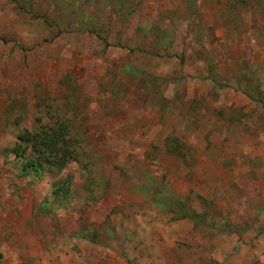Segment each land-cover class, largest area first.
<instances>
[{"label":"rangeland","instance_id":"obj_1","mask_svg":"<svg viewBox=\"0 0 264 264\" xmlns=\"http://www.w3.org/2000/svg\"><path fill=\"white\" fill-rule=\"evenodd\" d=\"M0 264H264V0H0Z\"/></svg>","mask_w":264,"mask_h":264},{"label":"trees","instance_id":"obj_2","mask_svg":"<svg viewBox=\"0 0 264 264\" xmlns=\"http://www.w3.org/2000/svg\"><path fill=\"white\" fill-rule=\"evenodd\" d=\"M18 139L21 143L17 144V148H19V150L15 152V155H19V154L22 155L26 144H29V142H30L29 145L32 147L31 148L32 151H35L41 155H42L41 152H44V151L45 152L48 151L52 155H56V153L58 152V148L60 147L66 153V148L64 147V144L60 145L62 141L61 138H59L58 135L57 136L56 135L52 136L51 134L48 135V133L45 131L43 132V137L41 138V140H38V141L35 140L33 136H31V134L26 133L24 131L21 134H19ZM20 145H23V146L21 147ZM64 152H63V155L60 154L61 156L59 155V158L53 161V164H57L58 166H62L64 164L65 160L68 159V157L66 156H69V155H66ZM44 158L45 157L43 156L42 158L43 163H45ZM27 161H30V162H28V164H25L26 166H22L20 168L21 174L29 173L28 171H30L29 170L30 167L36 169V167L40 166V163H37V162L34 163L33 159H29ZM170 203H175V202L170 200Z\"/></svg>","mask_w":264,"mask_h":264}]
</instances>
